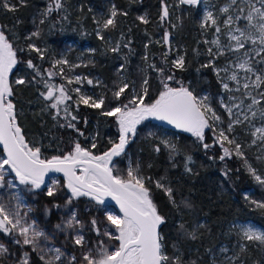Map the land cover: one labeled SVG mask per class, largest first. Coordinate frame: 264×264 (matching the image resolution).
I'll return each instance as SVG.
<instances>
[{
  "label": "snow or ice",
  "instance_id": "snow-or-ice-1",
  "mask_svg": "<svg viewBox=\"0 0 264 264\" xmlns=\"http://www.w3.org/2000/svg\"><path fill=\"white\" fill-rule=\"evenodd\" d=\"M24 3V0H20ZM180 4L198 6L201 0H179ZM0 6L15 11L16 5L11 0H0ZM64 7L62 0H51L43 13L47 18L52 12L59 11ZM127 15L126 12H119L116 5L110 8L106 19L98 20L97 36L101 41L105 40L103 32L116 27V17ZM223 15V35L226 42H222L220 35L222 26L219 16ZM169 16L168 5L162 3V14L160 20L164 21ZM67 19V17H63ZM138 19L142 23H149L145 16ZM40 23H44L42 19ZM201 27L214 29L215 39L205 41L206 44L214 46L207 49V55L211 57L207 64L202 67H211L217 76L222 90L229 95H221L218 98L220 107L229 118L225 125L223 118L212 107L210 97L207 94L197 96L194 90L183 81L177 80L171 71L165 75L164 68H156L155 64H148L159 74L160 90L152 98L149 96V79L143 78L140 90L132 87L127 102L121 101L126 91H129L130 84L124 81L117 85L112 93L114 107L102 111L103 116L114 117L118 128V136L110 141V147L102 154H95L91 149L96 148L92 143L90 148H85L77 140L71 142V148L67 152L61 150L60 155L51 157L45 156L41 146L30 143L17 123L16 105L13 103V89L9 81L13 69L21 63L18 59V51L14 47L5 31L0 29V145L3 146L5 155L0 158V189H17L18 185L26 186L28 191L46 189V195L52 197L60 188V181L49 177L50 173H62L64 178L63 188L68 192L63 207L67 209L66 218L55 225V232L49 234L42 229L35 219L30 218L32 208L23 202L19 191L8 193L7 196L0 195V233L17 237L14 243L28 246L30 251H23L22 255L13 261V264H32L31 254L35 252L43 264H185L176 248L173 255L166 251L164 237L161 232V225L165 224V217L154 202L152 189L148 186L152 181L150 176L141 174L140 163L137 161L133 167L132 160H128L126 174L121 175L120 170L114 163L115 158L126 155V148L135 139L138 126L148 120L165 122L176 129L190 133L202 145L204 149L212 147L205 143L206 132H212L215 136V143L223 150L220 159L231 157L235 154L243 158L248 172L261 185H264V176L257 173V170L247 162L242 145L231 134L237 125L259 119L260 127H254L253 144L259 140L264 145V0H225L223 5L214 13L206 10L201 21ZM40 31L37 28L32 32L31 37H39ZM164 43L169 45V33L163 37ZM127 46V45H125ZM147 47V46H146ZM28 50L38 54L43 60L45 51L36 44H30ZM169 50H171L169 45ZM94 51V50H93ZM113 53L120 52V44L116 43L110 47ZM233 54L223 67L216 65V60L227 54ZM167 53H165V60ZM148 59L147 55L144 57ZM27 67L33 69L38 76L51 78L55 75H63V68L59 71L48 70L41 72L38 65L31 59L26 61ZM67 59L54 61L53 69L60 65H68ZM78 65H70L77 67ZM175 69H184V56L180 55L172 61ZM121 65V70H123ZM143 71V70H142ZM69 85L81 84L84 80L80 76L67 78ZM47 91L41 93L45 100L51 101L48 105L55 110L56 116H63L66 126L74 129L83 136L73 121L77 116L72 114V100L69 89L63 84L55 85L47 80L42 81ZM86 82L91 85L92 80ZM175 82L178 86H173ZM16 84H23V79H17ZM71 91L78 94L74 101L78 109L81 104L101 109L105 105L103 96L93 98L90 95L81 93L80 88ZM236 93H241L237 96ZM249 101L245 103V101ZM65 125H62V127ZM149 136L154 135L149 132ZM169 151V159H174L180 154V150L174 143L168 140L160 142ZM160 144L154 147L155 152H160ZM225 145H228L227 147ZM185 171L191 172L188 166L192 163V157L187 156ZM260 159V157H258ZM175 166V165H173ZM151 167V165H149ZM14 173V179L6 180V176ZM227 176V172L224 173ZM46 178L49 184H46ZM166 178L152 181L156 188L162 189L167 195L169 202L177 209L183 205L190 208L191 204L186 200L179 203L174 196V189L170 184L164 182ZM18 181V184L15 182ZM81 197L87 198L91 205L95 206L98 212L103 214V220L98 221L93 217L89 221L90 230L94 231L97 237H106L109 242L98 239L94 245L86 241L84 222L78 218L77 211L73 205L74 201ZM244 199L249 200L248 193H244ZM110 201H114L119 208V214L110 210ZM250 203L259 209H264V201L250 200ZM60 208L61 205H53ZM23 209V211H22ZM46 214L50 212L45 210ZM204 225H196L189 231L183 223L178 228L190 239H197V229ZM73 235V244L79 246L83 251L78 259L75 253L66 252L63 247H57L54 239L57 232ZM231 232L238 237L239 252L228 255L230 249L222 247L219 252L222 258L212 257L211 264H237L241 260L240 253L247 250L249 243H255L264 247V228H257L250 222H236ZM115 242V243H111ZM247 242V243H244ZM211 253V249L207 250ZM9 255V249L5 244L0 243V264ZM192 264H195L193 261ZM242 264V262H241Z\"/></svg>",
  "mask_w": 264,
  "mask_h": 264
},
{
  "label": "trees",
  "instance_id": "trees-1",
  "mask_svg": "<svg viewBox=\"0 0 264 264\" xmlns=\"http://www.w3.org/2000/svg\"><path fill=\"white\" fill-rule=\"evenodd\" d=\"M102 2L103 0H62L64 7L59 11L54 10L47 18L43 13L51 0H24V3L11 0V3L16 5L15 11L0 6V23L5 33L15 48L24 49L22 52L18 51L21 63L9 80L14 93L12 99L17 109V123L23 133L29 136L27 140L30 143L41 146L45 156L62 154L61 150L64 151L68 141L74 139L87 148L95 143L96 148L92 150L98 154L103 153L110 147V141L116 139V132L110 123L111 117L101 114L108 109L107 103L101 109L83 104L76 108L74 101L77 99V93L71 91L74 85L64 86L72 95V100L68 103L72 106V114L77 116L73 123L84 135L81 136L74 129L67 127L63 116H56L55 110L48 107L51 101L45 100L41 95L47 91L43 80L61 85L68 84L66 79L57 75L51 78L46 74L38 76L33 69L27 67V60L31 59L39 66L41 72L46 73L48 70H55L53 63L63 50L69 48L72 56L79 50V46L89 44L97 48L94 62L88 61V70L86 65H80L76 69H80L83 74L98 73L110 85L119 61L123 62V72L127 71L131 79L139 84L144 78L139 67L145 61V52L148 53L149 59L161 60L163 57L162 47L157 42L158 32L162 30L159 19L162 0H114L119 12L127 13L118 15L116 27L107 32L111 35L114 45L120 44L118 53L110 51V47L98 38L94 29V10L99 9ZM184 6L190 13L184 19L182 38L177 43L185 46V66L184 69L177 70L176 74L190 80L197 91L210 87L215 93L219 90L212 68L202 67L208 63L210 57L207 55L203 33L197 25L198 10L189 5ZM145 11L149 16L147 24L138 19V14ZM65 16L67 19H63ZM42 19L44 23H40ZM37 28L40 36L28 39ZM33 43L46 50L43 60L39 59L37 53L28 50V46ZM70 44L73 46L70 47ZM88 56L85 54V61ZM141 74L143 78H139ZM150 76L149 93L154 98L153 88L158 85V81L154 80L158 79L159 74L153 71ZM18 78L23 79L25 83L16 84ZM142 131L143 133L140 131L128 146L132 161L135 165L138 161L141 171L150 176L152 181L166 178L164 182L173 187L178 203L183 199L191 204L190 208L181 205L177 209L169 202L162 189L156 188L152 181L149 182L155 191L159 209L165 217L162 235L170 256L178 248L185 264H192L193 261L195 264H211L213 255L220 259L218 253L221 246L230 240L228 225L233 219H252L264 226V209L250 203V200L264 201V185L259 184L248 172L243 158L232 155L221 160L223 150L219 145L210 151L204 149L191 135L176 131L174 144L180 154L174 159H169V151L160 144L161 140L155 135L149 136L145 127ZM208 140H211L210 135ZM158 144L161 150L157 153L154 147ZM187 156L192 157L193 162L188 165L192 169L191 172L185 171ZM122 162L124 165L125 158ZM246 190H252L249 200L244 199ZM180 223L189 231L196 225L204 226L197 229V239H190L178 228ZM248 245L249 248L240 253L242 264H264V247L255 243ZM208 249H211V253Z\"/></svg>",
  "mask_w": 264,
  "mask_h": 264
},
{
  "label": "rangeland",
  "instance_id": "rangeland-1",
  "mask_svg": "<svg viewBox=\"0 0 264 264\" xmlns=\"http://www.w3.org/2000/svg\"><path fill=\"white\" fill-rule=\"evenodd\" d=\"M224 2H225V0H201L200 5H198V6L189 5V6H192L198 10L199 16L197 18V25L199 26L201 32L203 33L204 43H205V41H211V40L215 39V36L217 34H215L214 29H205V28L201 27V21L203 19V16H204L206 10H212L215 13L216 10L219 7H221ZM162 3L167 4L168 9H169V16L164 21L160 20L161 21L160 26L162 27V30L160 32H158V37H157V42L162 47L161 50L163 52L162 51L161 52L163 54V57L161 58V60H153V59H149V58L147 60H145L144 63L141 64L139 67V68H141V70H143V74H144L143 77H145V76L148 77L149 88H150V79H151L150 75H151V72H153L154 70L152 68H149L148 64H155L156 68H164L165 75H167L171 71L172 73H174L177 80L183 81L186 85H189L190 88L192 90H194L195 95L200 96V95L207 94L210 97L212 107L223 118L224 124L226 125L229 121V118L226 115V113L224 112V110L220 107L219 102H218V98L221 95L226 96L229 94H226L223 92L221 84H220L217 76L215 75L213 68H212V72H213V75L216 79V86H218V90H219V91H216L215 93H214V91L210 90V87H208L207 89L197 91L195 89V87L193 86L192 82L190 80H186L182 77H179L176 74L177 70H179V69H175L172 66V61L175 60L180 55L184 56V60H185V54H184L185 46L184 45L180 46L177 43V41L180 40V38H182L181 33H182V29L184 27V19L187 18L190 11L183 4H180L179 0H162ZM113 4H115L114 0H103L102 6L99 9L94 10L95 11L94 15H93L94 16V24H95L94 29L96 30V34H97V30H98V25L96 22L98 20H103V19H106L108 17L110 8ZM161 14H162V9H161ZM161 14H160V16H161ZM140 16H145L146 19L149 18L148 13L146 11L139 13L138 17H140ZM159 19H160V17H159ZM224 19H225V17L223 15L219 16V22L222 26V33L219 35H220L222 42H226V38L223 35V31H226L223 29V20ZM0 29L4 30L1 23H0ZM107 32H109V29L105 30L103 32V35L105 37L104 41L107 44V46L112 47V46H114V41L111 38V35L109 33L107 34ZM166 32L169 33V45H170L171 50H169V45H166L164 43V40H163V37H164ZM70 45H71L70 47L73 46V44H70ZM205 45H206L207 49L209 47H213V51H215L214 46H212L210 44H206V43H205ZM75 46L78 47V45H75ZM77 49H79V50L75 51L73 53V55L71 56V53H70L71 51L69 50V48H67V49L63 50V52L60 53V55L57 59V60L67 59L69 62V64L65 65V67H64V65L62 67H59V68H63V75H57V77H61L62 79H66L65 77L74 78L76 76H80L84 80V82L81 84H76V83L71 84V86L74 85L73 89L80 88L81 93H85L87 95H90L93 98H98V97L103 96L105 98V104L107 103L106 105L108 108L114 107L115 104L117 103L116 101H114L112 93L116 90V87L121 82L122 77H123L124 81H126L130 84V89H129V91L125 92L123 97H121V101L127 102L125 97H129L132 87H134L136 89V91L140 90V85H141L143 79H141L138 82L139 84H137V81H135L134 79H131L129 74H127V71L123 72V70H121V65H123V62H120L119 60H118L119 62L117 63V66L115 67L116 70H114L113 81H112V83H110V85L98 73L90 75L91 72H88L89 74H83L80 71V69L78 70L76 68L79 67L80 65H82V66L86 65L85 66L86 70L90 69L87 64H88V61H90V60L92 62H94L95 57H96V53H97V48H95L92 45L85 44L81 47L79 46ZM165 53H167L166 60H165ZM85 54L89 55L88 56L89 58L87 61H85ZM145 55L148 56V53L145 52L144 56ZM232 58H233V54H231V53H229L225 56H222L216 60V65L218 67H223L225 65V63L229 59H232ZM210 59H211V57H210ZM157 64H159V65L161 64L160 67ZM70 65H78V66L77 67H70ZM17 67H18V65L16 66V68L13 69V72L17 69ZM65 68L67 70H65ZM54 71L58 72L59 69H55ZM12 73L10 74V77H11ZM10 77H9V80H10ZM143 77H142V74L139 76V78H143ZM18 79H21V78H18ZM88 79L93 81V83L91 85H89L86 82V80H88ZM66 81H67V79H66ZM155 81H158L157 87L153 88L155 90L153 92V94H155V96H156L158 94V91L160 90V77L158 76V79L154 80V82ZM61 84L69 85V84H64V83H61ZM172 84H173V86H178L175 82H172ZM153 86H155V83ZM236 95L239 96V95H241V93H236ZM77 96H78V94H77ZM77 96H76V98H77ZM149 96H150V93H149ZM248 102L249 101H247V100L245 101V103H248ZM16 112H17V109H16ZM110 123L116 132V139H117L118 128H117V125L115 123L114 117L110 118ZM261 123L262 122L259 119H257L255 121H253L252 124L245 122V124L237 125L235 127L234 132L231 135L234 136L237 139V142H239L242 145V151L244 152L245 157L247 158V162L249 164H251L252 167L257 170L258 174L264 176V145H262V143L259 140H257V143H255V144L252 143V141L254 139H256V137L253 136V134H252L254 131V127H260ZM253 125H254V127H253ZM143 127L148 129V131H147L148 133L149 132L153 133L161 141L162 140H168L171 143H174V140L177 136L175 130H173L167 126H165V127L160 126V122L156 121V120H148V121H145L140 126H138L137 134L140 131H141V133H143V131H142ZM151 128H154L155 130H152ZM24 135H25V138L28 139L27 137H29V136H27L26 134H24ZM208 135L211 136V140H208ZM136 137H137V135H136ZM192 137L195 138L194 136H192ZM74 140H76V139H74ZM134 140H132V142ZM72 141L73 140L68 141L63 152H67L70 150ZM205 141H206V143H209L212 145V147L208 148V150H210V151L215 150L216 145H219V144L215 143V136L212 132H208L205 134ZM132 142H130V144ZM130 144L128 146H130ZM81 145L83 147L87 148L82 143H81ZM225 146L227 147L228 145H225ZM95 154H98V153H95ZM99 154H102V153H99ZM4 155H5V153L3 152L2 148L0 147V158H2ZM129 155H130V151H129V147H127L126 148V155H122L121 157H117L114 160V163L116 164V167L120 170L121 175L126 174L127 168L129 166L128 160H129V158L131 159V157ZM233 155H235V154H233ZM258 157H260V159H258ZM123 158H125V164L124 165L122 162ZM132 166L133 167L136 166L134 162H133ZM141 174L146 176L142 171H141ZM51 178L59 180L60 185H61L60 188L55 192V194L52 197H49L46 195V189L44 187H42L39 190H35V191H28L26 186H23V185H18V188L15 190L7 189V188L0 189V195H5V196H7L8 193H11L14 191H19V193L23 199V202L32 208V212L29 213L30 218L35 219L37 221V223L39 224V226L42 229H44L46 232H48L49 234L55 232V225L58 223H61L62 218H66L67 209H65L63 207V205L65 203L67 196H68L67 190L65 188H63V184H64L63 176L59 174V175L52 176ZM5 179L6 180L14 179V173H10L8 176H6ZM15 182L18 184V181H15ZM47 184H49V181ZM148 186L152 189V195H153L154 202L157 204L158 209H159V204L156 201L155 191L149 185V183H148ZM245 193H248V195L250 196V195H252V190H246ZM55 204H59V205H61V207L60 208L53 207V205H55ZM70 207H74L76 209L78 218L84 222V226H85L84 231L86 233L85 239H86V241H88L89 245H94L98 239H103V240H105L106 243L109 242L106 237H97L95 232L90 230L89 221L93 217H97L98 221H101V220H103V214L101 212H98L96 207L91 205L87 198L81 197L79 200L74 201L73 205ZM46 209L50 210V212H48L47 214L45 212ZM110 210L119 214L118 209L113 204H110ZM22 211H23V209H22ZM236 222H250L257 228H264V226H262L261 224H259L258 222L254 221L252 219H233L228 225V234H229L230 240L228 242H226L223 246H221V248L222 247H228L230 249L228 255H232L233 252H239V248H238V244H237L238 237L234 234V232L230 231L232 229L233 224ZM73 235L74 234L71 232V230H69V233H67V234L63 233V232H57L55 239H54V242H55L57 247H63V249L66 252H68L70 254L75 253L79 259L81 252L83 250L80 249L79 246H76L73 244V242H72L73 241ZM16 238L17 237L12 236V235H6L3 233H0V243L5 244V246L8 247V249H9V255L3 260V264H13V261L16 260L19 256H21L23 251H30V248L28 246H22V245L15 244L14 240ZM111 243H115V242H111ZM244 243H247V242H244ZM248 248H249V245H248ZM218 256L220 258H222V254L220 252L218 253ZM34 257H37V258H34ZM31 259H32V264H38V263L43 264V262L39 260L38 254L35 252H32ZM37 259H38V261L36 262ZM240 263H241V261H237V264H240Z\"/></svg>",
  "mask_w": 264,
  "mask_h": 264
},
{
  "label": "water",
  "instance_id": "water-1",
  "mask_svg": "<svg viewBox=\"0 0 264 264\" xmlns=\"http://www.w3.org/2000/svg\"><path fill=\"white\" fill-rule=\"evenodd\" d=\"M160 122V124H163L164 126H167V127H169V128H174L173 126H171V125H168V124H166L165 122H161V121H159ZM176 129V128H175ZM177 130H179V129H177ZM179 131H181V132H183L182 130H179ZM184 133H186V132H184ZM0 147L2 148V150H3V146L2 145H0ZM62 175L63 176V174L62 173H50L49 174V177H52V176H55V175ZM48 178H46V184L48 183ZM110 204H113L117 209H118V211H119V208H118V206L115 204V202L114 201H110L109 202ZM160 211V210H159ZM160 213H161V211H160ZM162 214V213H161ZM161 232H162V225H161Z\"/></svg>",
  "mask_w": 264,
  "mask_h": 264
},
{
  "label": "flooded vegetation",
  "instance_id": "flooded-vegetation-1",
  "mask_svg": "<svg viewBox=\"0 0 264 264\" xmlns=\"http://www.w3.org/2000/svg\"><path fill=\"white\" fill-rule=\"evenodd\" d=\"M160 125H163V124H160ZM164 126V125H163ZM165 127V126H164ZM171 129H173V130H175V131H179V130H177V129H175V128H171ZM179 132H181V131H179ZM184 133V132H183ZM186 134H189V133H186ZM190 135V134H189ZM205 143H206V141H204ZM34 258H37V257H34Z\"/></svg>",
  "mask_w": 264,
  "mask_h": 264
}]
</instances>
